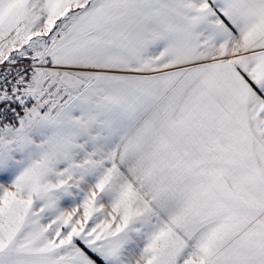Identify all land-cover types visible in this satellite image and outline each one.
Instances as JSON below:
<instances>
[{
	"label": "crops",
	"instance_id": "1",
	"mask_svg": "<svg viewBox=\"0 0 264 264\" xmlns=\"http://www.w3.org/2000/svg\"><path fill=\"white\" fill-rule=\"evenodd\" d=\"M118 1L119 17L136 20L140 70H98L151 85L136 84L153 101L112 151L135 198L141 256L264 264V0ZM69 77L40 80L55 91V114L72 81L85 82L86 95L99 88ZM82 148L78 162H87L95 151Z\"/></svg>",
	"mask_w": 264,
	"mask_h": 264
},
{
	"label": "rangeland",
	"instance_id": "2",
	"mask_svg": "<svg viewBox=\"0 0 264 264\" xmlns=\"http://www.w3.org/2000/svg\"><path fill=\"white\" fill-rule=\"evenodd\" d=\"M118 2L0 0V63L27 57L45 66L33 70L24 93L10 94L19 117L0 138V264L180 262L178 253L141 256L129 207L135 198L112 163L117 143L153 101L149 89L135 88L151 86L149 77L126 83L121 73L98 70H140L131 49L142 47L131 33L136 20L121 19ZM46 74L56 82L93 79L99 88L86 95L85 82L72 81L76 91L55 114V91L40 83ZM104 87L109 95L100 100ZM86 145L93 157L78 162L76 150Z\"/></svg>",
	"mask_w": 264,
	"mask_h": 264
},
{
	"label": "built area",
	"instance_id": "3",
	"mask_svg": "<svg viewBox=\"0 0 264 264\" xmlns=\"http://www.w3.org/2000/svg\"><path fill=\"white\" fill-rule=\"evenodd\" d=\"M41 63L33 62L28 58L14 61H3L0 63V138L4 127L16 121L19 117L14 103L11 102L10 94H22L27 88L33 75V70L36 68L44 69ZM36 95V94H35ZM6 96H9L7 100ZM35 97V96H34ZM30 105L35 106V98L30 99Z\"/></svg>",
	"mask_w": 264,
	"mask_h": 264
},
{
	"label": "trees",
	"instance_id": "4",
	"mask_svg": "<svg viewBox=\"0 0 264 264\" xmlns=\"http://www.w3.org/2000/svg\"><path fill=\"white\" fill-rule=\"evenodd\" d=\"M27 58V57H26ZM30 105V104H29ZM14 125L16 124V123H13Z\"/></svg>",
	"mask_w": 264,
	"mask_h": 264
}]
</instances>
